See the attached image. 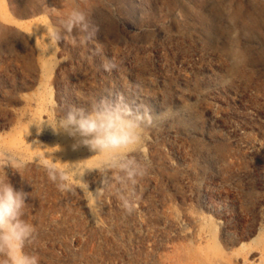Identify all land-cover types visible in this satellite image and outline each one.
I'll return each mask as SVG.
<instances>
[{
  "label": "rangeland",
  "instance_id": "obj_1",
  "mask_svg": "<svg viewBox=\"0 0 264 264\" xmlns=\"http://www.w3.org/2000/svg\"><path fill=\"white\" fill-rule=\"evenodd\" d=\"M118 95L151 116L131 214L102 155L36 128ZM6 160L41 264H264V0H0Z\"/></svg>",
  "mask_w": 264,
  "mask_h": 264
},
{
  "label": "clouds",
  "instance_id": "obj_2",
  "mask_svg": "<svg viewBox=\"0 0 264 264\" xmlns=\"http://www.w3.org/2000/svg\"><path fill=\"white\" fill-rule=\"evenodd\" d=\"M62 26L67 32L74 29L87 32L89 27L85 14L79 10L69 13ZM50 37L58 42L60 31L51 30ZM102 67L111 71L115 65L108 62ZM150 123L147 110L133 108L122 95H118L115 99L101 98L88 107L71 105L54 123L36 125V128L39 135L46 125L54 134L72 138L74 149L85 146L90 152L102 155L104 172L111 171L115 175L102 176L101 182L108 185L115 179L122 186L126 195L122 194L120 199L125 211L131 214L135 185L148 173L150 166L149 161L139 160L131 153L142 144L144 129ZM20 166L10 160L0 162V167L5 169ZM48 176L54 183L60 181L57 185L60 190L65 189L63 181L68 179L65 173L57 174L56 169L49 166ZM28 197L29 193L16 189L9 179L0 176V264H41L37 254L27 251L38 238L35 224L23 218Z\"/></svg>",
  "mask_w": 264,
  "mask_h": 264
},
{
  "label": "bare ground",
  "instance_id": "obj_3",
  "mask_svg": "<svg viewBox=\"0 0 264 264\" xmlns=\"http://www.w3.org/2000/svg\"><path fill=\"white\" fill-rule=\"evenodd\" d=\"M2 7V6H1Z\"/></svg>",
  "mask_w": 264,
  "mask_h": 264
}]
</instances>
